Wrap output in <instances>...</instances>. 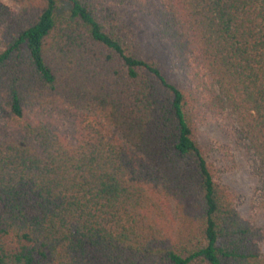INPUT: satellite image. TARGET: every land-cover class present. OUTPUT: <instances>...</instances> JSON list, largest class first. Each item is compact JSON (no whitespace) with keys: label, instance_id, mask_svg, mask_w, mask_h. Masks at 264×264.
Instances as JSON below:
<instances>
[{"label":"trees","instance_id":"1","mask_svg":"<svg viewBox=\"0 0 264 264\" xmlns=\"http://www.w3.org/2000/svg\"><path fill=\"white\" fill-rule=\"evenodd\" d=\"M0 1V264H264L197 126L228 112L264 194V0ZM152 14L190 78L144 56Z\"/></svg>","mask_w":264,"mask_h":264},{"label":"rangeland","instance_id":"2","mask_svg":"<svg viewBox=\"0 0 264 264\" xmlns=\"http://www.w3.org/2000/svg\"><path fill=\"white\" fill-rule=\"evenodd\" d=\"M0 1L19 12L20 7L13 0ZM119 11L126 21L137 24V40L144 56L160 61L174 83L189 86L190 78L174 61V46L161 33L156 18L133 6H120ZM196 135L209 153L219 181L236 193L240 214L264 233V194L255 174V157L238 132L232 115L226 112L203 118L198 123ZM261 247L264 252V239Z\"/></svg>","mask_w":264,"mask_h":264}]
</instances>
